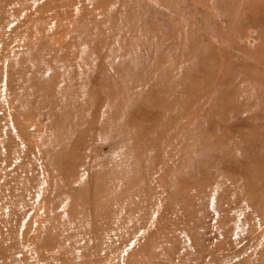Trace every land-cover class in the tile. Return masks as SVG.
<instances>
[{
  "label": "rangeland",
  "instance_id": "rangeland-1",
  "mask_svg": "<svg viewBox=\"0 0 264 264\" xmlns=\"http://www.w3.org/2000/svg\"><path fill=\"white\" fill-rule=\"evenodd\" d=\"M0 264H264V0H0Z\"/></svg>",
  "mask_w": 264,
  "mask_h": 264
},
{
  "label": "bare ground",
  "instance_id": "bare-ground-1",
  "mask_svg": "<svg viewBox=\"0 0 264 264\" xmlns=\"http://www.w3.org/2000/svg\"><path fill=\"white\" fill-rule=\"evenodd\" d=\"M234 13V12H233ZM241 18V17H240ZM242 35V34H241ZM247 40H251L250 39V36L248 37V39ZM222 64V63H221ZM225 65H224V63L222 64V67H224Z\"/></svg>",
  "mask_w": 264,
  "mask_h": 264
}]
</instances>
